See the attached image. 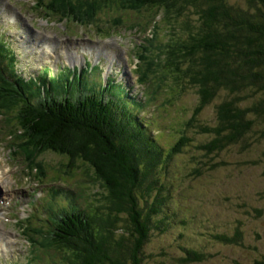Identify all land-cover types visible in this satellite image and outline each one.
Returning a JSON list of instances; mask_svg holds the SVG:
<instances>
[{"label":"rangeland","instance_id":"obj_1","mask_svg":"<svg viewBox=\"0 0 264 264\" xmlns=\"http://www.w3.org/2000/svg\"><path fill=\"white\" fill-rule=\"evenodd\" d=\"M47 1L50 0H0V31H5L0 34V40L6 42L9 55H16L12 56L14 64L8 68H19L26 90L43 92L44 85L48 93L54 91L58 96L76 95L81 89L100 92L105 85L106 72H109L110 90L128 92L131 100L137 96L145 103L154 128L158 129V132H151L152 136L157 137L163 148L172 145L198 104L199 96L193 87L174 89L175 73L166 68V50L174 41L165 19L169 13L144 4L142 8L129 9L104 5L103 0H68L64 6L66 10L72 5L96 16L95 19H76L65 9L59 11L57 6L49 7V12ZM51 44L60 53L77 49L80 55L86 54L87 70L81 75L80 67L75 71L68 63H60L52 71L45 67L53 63L48 55ZM85 48H91L92 53H86ZM95 50L105 52L108 57L116 54L111 69L104 56L96 60ZM63 56L67 55L61 53L59 62L65 63ZM136 56L142 66L136 65ZM75 64L82 67L84 59ZM135 66H140L142 71L138 70L137 74ZM35 75L36 79H28ZM121 78L124 79L123 87L117 84ZM223 96L221 92L203 108L199 122L215 121L216 106ZM1 109L0 171L5 178H0V232L8 243L0 252V263L55 264L54 259L64 253L54 235L60 224L48 218L49 211L59 216L61 210L50 206L47 187L55 185L63 192L70 191L72 202L89 206L103 201L102 183L87 163L77 160L80 166L74 169L61 153L50 148L49 151L40 150L37 140L33 146L28 131L15 121L7 122ZM144 113L140 116L148 118ZM190 128L186 130L192 134L194 128ZM257 128L261 130L244 149L236 144L218 155L204 156L203 151L190 144L175 154L171 176L174 177L172 182L178 185L173 191L174 204L169 208L173 218L167 217L169 222L164 224V230H153L146 248L150 255L146 264H252L264 254V126ZM193 135L195 142H204L210 137L203 133ZM198 160L205 162L197 163ZM30 162L37 165L33 171ZM198 166L201 172L195 173L193 170ZM38 198L41 199L32 203L35 208L31 209L29 202ZM235 227L243 232L239 243L216 237L219 233L234 234ZM187 248L199 250L205 256L200 261L184 263L179 258L185 256Z\"/></svg>","mask_w":264,"mask_h":264},{"label":"trees","instance_id":"obj_2","mask_svg":"<svg viewBox=\"0 0 264 264\" xmlns=\"http://www.w3.org/2000/svg\"><path fill=\"white\" fill-rule=\"evenodd\" d=\"M103 1L129 9L144 4L169 13L165 19L174 41L166 50V68L175 73L174 89L195 88L199 102L177 140L164 150L151 134L153 119L148 112L144 113L148 118L140 116L145 104L137 97L131 100L128 92L81 89L76 95L58 96L45 90L35 101L26 91L21 98L0 87V107L11 103L14 109L3 115L6 121L24 127L33 146L37 140L40 150L61 153L71 168H79L77 160L87 163L104 189L98 204L65 211L55 236L64 253L54 259L55 264H146L153 230H164L167 217H172L169 208L178 185L171 176L175 154L190 144L204 156L218 155L236 144L244 149L261 130L257 127L264 126V0ZM67 3L50 0L45 5L49 12L53 6L62 12ZM66 11L76 19L96 18L72 5ZM0 52L3 67L5 54ZM221 92L215 121L199 122L203 108ZM190 127L209 139L195 142L186 130ZM193 171L199 173L201 168ZM221 234L216 237L229 243L243 238L238 227L232 235ZM185 251L179 258L184 263L205 256L192 248ZM252 264H264V254Z\"/></svg>","mask_w":264,"mask_h":264},{"label":"bare ground","instance_id":"obj_3","mask_svg":"<svg viewBox=\"0 0 264 264\" xmlns=\"http://www.w3.org/2000/svg\"><path fill=\"white\" fill-rule=\"evenodd\" d=\"M1 47V46H0ZM157 47V46H156ZM158 48V47H157ZM3 49H5V47L3 48ZM89 49H91V48H89ZM0 50L2 51V48H0ZM1 53V52H0ZM29 55V54H28ZM71 57L72 58H74L75 60H80L81 58H80V56L78 55V54H75V53H71ZM42 65V64H41ZM41 68H42V66H41ZM45 68V67H44ZM163 68V67H162ZM38 70V69H37ZM39 71V70H38ZM23 82V81H22ZM28 87V86H27ZM29 88V87H28ZM30 90H31V88H30ZM29 91V90H28ZM50 94V93H49ZM56 94V93H55ZM52 95H54L53 93H52ZM62 95V94H61ZM100 95V94H99ZM56 96V95H55ZM60 96V95H59ZM103 96V95H102ZM58 97V96H57ZM62 100V99H61ZM1 103H3V102H1ZM42 104V103H41ZM1 113H2V109H1ZM14 115V114H13ZM12 116V115H11ZM7 117V116H6ZM4 118V117H3ZM8 118V117H7ZM11 118V117H10ZM12 119V118H11ZM5 121V120H4ZM3 121V122H4ZM2 122V121H1ZM8 122V121H7ZM9 125H10V123H9ZM9 125H7V126H9ZM12 125V124H11ZM1 126H2V124H1ZM4 126V125H3ZM5 126H6V124H5ZM5 126L3 127V130L5 129ZM10 127V126H9ZM13 129V128H12ZM3 130H1V131H3ZM6 130V129H5ZM15 130V129H14ZM13 130V131H14ZM8 133V132H7ZM11 133V132H10ZM3 134V133H2ZM13 134H14V132H13ZM16 136V135H15ZM3 137V136H2ZM12 137H14V135L12 136ZM12 137H11V139H12ZM18 137V136H17ZM2 139V138H1ZM22 140V139H21ZM1 141V140H0ZM19 141V140H18ZM15 143H19V142H15ZM12 144V142L10 143V145ZM7 145V144H6ZM10 147V146H9ZM8 147V148H9ZM5 148V147H4ZM12 148V147H11ZM10 149V148H9ZM12 151V150H11ZM10 151V152H11ZM9 152V151H8ZM13 152V151H12ZM10 154V153H9ZM13 154V153H12ZM5 156V155H4ZM11 156V155H10ZM12 156H14V155H12ZM11 156V157H12ZM27 156H29V155H27ZM18 158V157H17ZM30 158V157H29ZM28 158V159H29ZM9 161V160H8ZM16 161V160H15ZM7 163V162H6ZM5 163V164H6ZM10 164V163H9ZM11 165V164H10ZM9 166V165H8ZM0 178L1 179H4L5 178V174H4V172H2V171H0ZM1 233L2 232H0V249H2L3 247H5L6 246V244L8 243V241L6 240V237H4L3 235H1ZM13 260V259H12ZM43 260V259H42ZM49 261V260H48ZM44 263H45V259H44V261H43ZM46 263H47V261H46Z\"/></svg>","mask_w":264,"mask_h":264}]
</instances>
